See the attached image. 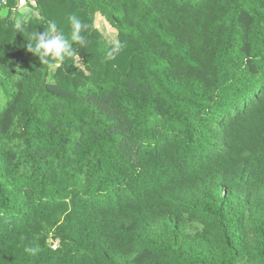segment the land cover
<instances>
[{"label":"trees","instance_id":"1","mask_svg":"<svg viewBox=\"0 0 264 264\" xmlns=\"http://www.w3.org/2000/svg\"><path fill=\"white\" fill-rule=\"evenodd\" d=\"M21 1L0 8V264H264V0ZM49 21L59 67L27 50Z\"/></svg>","mask_w":264,"mask_h":264},{"label":"clouds","instance_id":"2","mask_svg":"<svg viewBox=\"0 0 264 264\" xmlns=\"http://www.w3.org/2000/svg\"><path fill=\"white\" fill-rule=\"evenodd\" d=\"M68 20L72 28L71 39L84 44L85 37L80 33L87 27V25L76 15H69ZM24 23L23 20H18L17 25L20 26ZM32 39L34 43L27 44V50L37 57H51L52 67H59L60 63L63 62L66 56L74 54L72 43L65 38V36L58 30L57 24L54 21H49L47 29L42 32H35ZM122 47L117 44L116 49L108 52V58H112V52ZM44 63H50L48 59L43 61ZM26 253L35 255L38 252V248L32 246H26L24 248Z\"/></svg>","mask_w":264,"mask_h":264},{"label":"rangeland","instance_id":"3","mask_svg":"<svg viewBox=\"0 0 264 264\" xmlns=\"http://www.w3.org/2000/svg\"><path fill=\"white\" fill-rule=\"evenodd\" d=\"M21 1L19 3V7L16 10L17 13H19L20 16H22L25 19H28L30 17H36L37 12L34 10V3L32 0ZM7 10L5 9L3 12H1V16L6 15ZM95 26L98 28L102 34L105 36V38L108 40V42L113 43L116 41V31L111 28L102 18L97 17L95 20ZM76 67H80V62L78 59L75 61Z\"/></svg>","mask_w":264,"mask_h":264},{"label":"built area","instance_id":"4","mask_svg":"<svg viewBox=\"0 0 264 264\" xmlns=\"http://www.w3.org/2000/svg\"><path fill=\"white\" fill-rule=\"evenodd\" d=\"M8 0H0V8H4L7 6Z\"/></svg>","mask_w":264,"mask_h":264}]
</instances>
